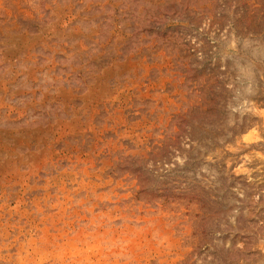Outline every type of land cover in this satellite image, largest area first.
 <instances>
[{"label":"rangeland","instance_id":"374dc122","mask_svg":"<svg viewBox=\"0 0 264 264\" xmlns=\"http://www.w3.org/2000/svg\"><path fill=\"white\" fill-rule=\"evenodd\" d=\"M0 264H264V0H0Z\"/></svg>","mask_w":264,"mask_h":264},{"label":"trees","instance_id":"16d2710c","mask_svg":"<svg viewBox=\"0 0 264 264\" xmlns=\"http://www.w3.org/2000/svg\"><path fill=\"white\" fill-rule=\"evenodd\" d=\"M169 194H170L169 189H168V188H163V193L160 194V196H163V197H164V201H166L167 198H168V195H169ZM180 194H181V193H177V194L174 193V194L172 195V199L177 198ZM182 196L185 197V195H182ZM188 200L190 201L191 198H189Z\"/></svg>","mask_w":264,"mask_h":264}]
</instances>
